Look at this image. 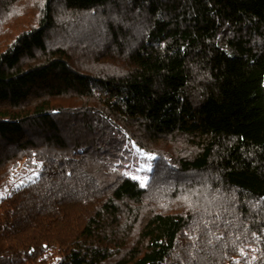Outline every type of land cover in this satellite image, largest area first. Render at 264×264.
<instances>
[{"label": "trees", "instance_id": "16d2710c", "mask_svg": "<svg viewBox=\"0 0 264 264\" xmlns=\"http://www.w3.org/2000/svg\"><path fill=\"white\" fill-rule=\"evenodd\" d=\"M0 188V264H264V0H0Z\"/></svg>", "mask_w": 264, "mask_h": 264}, {"label": "rangeland", "instance_id": "374dc122", "mask_svg": "<svg viewBox=\"0 0 264 264\" xmlns=\"http://www.w3.org/2000/svg\"><path fill=\"white\" fill-rule=\"evenodd\" d=\"M237 51L239 50H236V52ZM84 134H81L79 140L76 141L78 143H76L73 146L72 152L78 154H85V156L94 159L98 154V150L96 149L95 146H92L93 141L91 140V138L84 136ZM115 155H118V157L117 160L114 161L113 157ZM153 157L154 155L152 153L138 148L137 145H131L128 142H125L123 148L120 150L107 152V158L108 161H110L108 166L111 169L118 168L119 170L122 171V173H125L128 176L138 180L142 185H145L150 177ZM93 162L94 161H92V163ZM100 170L101 168L97 164H91V171L94 174H99ZM111 173L114 172L112 171ZM37 175H38L37 169L26 170V171L23 170L19 182L23 180L32 179ZM5 192L6 191L3 188H0V196L3 195Z\"/></svg>", "mask_w": 264, "mask_h": 264}]
</instances>
